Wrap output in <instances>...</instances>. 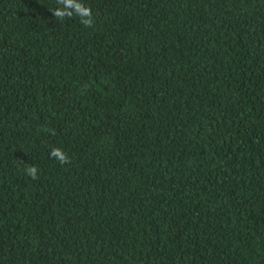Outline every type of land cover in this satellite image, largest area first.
Segmentation results:
<instances>
[{"label": "trees", "instance_id": "obj_1", "mask_svg": "<svg viewBox=\"0 0 264 264\" xmlns=\"http://www.w3.org/2000/svg\"><path fill=\"white\" fill-rule=\"evenodd\" d=\"M82 2L0 0V264H264V0Z\"/></svg>", "mask_w": 264, "mask_h": 264}, {"label": "clouds", "instance_id": "obj_2", "mask_svg": "<svg viewBox=\"0 0 264 264\" xmlns=\"http://www.w3.org/2000/svg\"><path fill=\"white\" fill-rule=\"evenodd\" d=\"M58 7L52 10V16L60 20L72 18L74 15L80 18V22L86 27L94 23L91 7L86 6L82 0H56ZM50 156L56 159L61 165L70 163V157L62 148H53ZM25 173L33 180L38 179V168L34 165L26 166Z\"/></svg>", "mask_w": 264, "mask_h": 264}]
</instances>
